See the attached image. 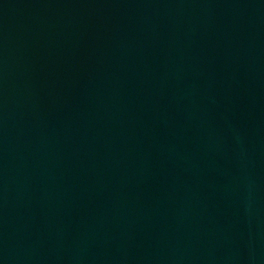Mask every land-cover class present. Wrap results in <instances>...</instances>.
<instances>
[{"label": "water", "instance_id": "water-1", "mask_svg": "<svg viewBox=\"0 0 264 264\" xmlns=\"http://www.w3.org/2000/svg\"><path fill=\"white\" fill-rule=\"evenodd\" d=\"M0 264H264V0H0Z\"/></svg>", "mask_w": 264, "mask_h": 264}]
</instances>
